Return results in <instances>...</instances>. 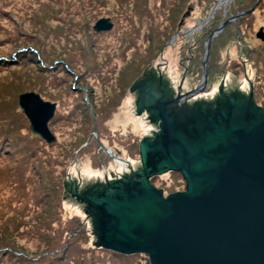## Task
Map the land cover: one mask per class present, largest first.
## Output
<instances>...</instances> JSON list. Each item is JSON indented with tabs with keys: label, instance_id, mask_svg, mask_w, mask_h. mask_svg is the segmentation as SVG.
I'll list each match as a JSON object with an SVG mask.
<instances>
[{
	"label": "trees",
	"instance_id": "16d2710c",
	"mask_svg": "<svg viewBox=\"0 0 264 264\" xmlns=\"http://www.w3.org/2000/svg\"><path fill=\"white\" fill-rule=\"evenodd\" d=\"M220 1H199L204 15L211 9L207 18L203 19L204 22L210 19L212 27L220 25L229 16L249 10L254 4L252 0H233L226 6V10L229 9L226 17H212L211 12ZM185 2L0 0V48L9 47L14 54L0 52V72L5 70L0 75V84L13 70H17L15 73H26L17 79L24 81L23 84L13 91L10 89L4 95L0 88V180L14 191L9 200L4 199L7 206L4 210L7 211H0V226L14 216L22 219L12 233L0 231V264H150L149 257L143 253L124 254L99 246L91 218L80 214L67 215V167L71 161L86 158L94 168L108 166L113 159L103 147L112 148L114 141L124 147L128 160L132 161L137 156L140 160V138L131 133L114 131L106 123L117 111L128 87H122L116 102L110 98L115 104L105 111L98 106L99 102L106 101L104 96L101 99L100 94L102 87L113 85L114 74L120 71L121 64L130 54L138 56L147 51L152 56L158 52L156 50L160 52L164 49L163 45L173 29L179 27L180 17L187 9ZM78 5L87 7L77 19L75 14L78 11L74 8ZM103 12L113 15L116 28L96 32L93 24L104 15ZM18 13L22 15L21 24L17 19ZM168 14L171 29L166 25ZM251 14L237 19L239 25L246 21L250 23ZM116 18H122V22ZM14 20L20 26L17 35L9 34L8 27L3 24ZM27 21L31 32L23 29ZM180 27L183 34L186 28L183 25ZM212 27L203 30V38L213 32ZM4 34L6 37L1 36ZM116 34L124 39L121 48L126 49V53L120 52L122 57L115 56L118 51L114 44L118 42ZM60 36H65L72 44L57 43ZM219 36L214 37L213 45L221 48L227 37L217 40ZM98 44L102 49L96 47ZM96 71H99L98 74ZM209 74L208 77H211ZM74 81L78 88H72ZM32 90L44 100L57 104L55 115L49 121L50 129L56 136V141L52 143L31 132L30 122L20 109L19 94ZM63 128L61 136L77 131L81 135L73 144L66 146L57 135ZM57 149L61 151L57 152ZM170 173L183 179L179 173ZM159 177L152 178V182ZM38 212L43 214L37 222H25ZM20 227H25V231L19 232Z\"/></svg>",
	"mask_w": 264,
	"mask_h": 264
},
{
	"label": "water",
	"instance_id": "95a60500",
	"mask_svg": "<svg viewBox=\"0 0 264 264\" xmlns=\"http://www.w3.org/2000/svg\"><path fill=\"white\" fill-rule=\"evenodd\" d=\"M250 12L236 14L217 31ZM112 27L110 17H103L93 29ZM257 37L264 40V32ZM204 59V79L186 93L190 96L207 83ZM149 74H142L130 89L138 113L157 128L139 143L140 167L129 166V174L80 192L77 184L74 189L66 186L85 203L98 245L143 253L150 264H264V109L254 100L253 87L248 96L227 93L223 82L215 100L202 96V101L181 104V95L173 97L168 81L142 79ZM18 103L31 132L48 143L55 141L49 121L56 103L34 91L21 93ZM170 172L182 176L185 190L166 195L154 185L152 178Z\"/></svg>",
	"mask_w": 264,
	"mask_h": 264
},
{
	"label": "rangeland",
	"instance_id": "374dc122",
	"mask_svg": "<svg viewBox=\"0 0 264 264\" xmlns=\"http://www.w3.org/2000/svg\"><path fill=\"white\" fill-rule=\"evenodd\" d=\"M183 1H186L185 5L187 6L184 5V7L187 8L185 10V13L187 12L188 14L186 15L184 13L186 17L184 18V14H183L180 18L181 20L183 19L182 25L185 26L187 30L186 31L183 30L184 33L180 34V28H181L180 27L181 20H180L179 27L178 28L175 27L173 29L174 31H172L171 36L169 37V39H167L166 43L163 45L164 49L162 51L159 52V50H156L158 52H156L152 56L147 51H143L142 54L138 56H133L132 54H130L127 57L126 61H124L121 64L120 71H118L117 74L116 73L114 74V78L111 81L113 85L102 87V93L100 94V97L102 96L101 99H103L104 96L106 98V101L103 100L99 102L98 106L99 109L102 107L103 111H105L106 109H108V107H111L115 104L117 100V95H119V92H121L122 87H124L125 89L128 87L127 92L124 94V96L121 99V104L120 106H118L117 111L113 114L111 119L106 122L110 127V129L114 131L119 130L123 134L124 133L134 134L136 138H140L139 140L147 136H152L153 132L157 129L156 125L152 123L149 118L142 115L141 113L140 114L138 113L134 105V92L130 90V86L132 84H133L132 87L136 85L137 81L142 76V74L150 73L152 71L154 72L155 67L157 69V67L160 66V70L162 71V73L163 72L166 74L170 73L171 75L169 76L170 77L172 76L174 82L179 81L180 79L182 80V76L185 69L189 67L191 71H189L188 73L187 83H191L192 81L194 86L197 85V87H199V85H201L202 83L201 80L203 75V74L201 75L202 69H203V73L205 70V66H204L205 57L208 58L207 69H208V74L209 71L211 72L209 74L211 77H208L209 78L208 83H206L204 89H202L198 93L201 97L202 96L214 97L216 93H218V90L222 86L223 82L227 84L224 89L225 91L235 90L237 92L245 94L246 96L249 95L252 86L254 91L253 94L254 100L257 101V104L259 106H262L264 108V40H261L260 38L257 37L260 31L264 32V0H252L254 4H252L251 8L249 9L251 10V12L241 16L243 17L247 14L252 13L250 17L251 18L250 23L246 21L245 23H241L239 25L238 23L239 21L237 20L239 18H237L227 22L221 31H217L218 27L222 23L228 21V19L234 17L236 14L233 16H229V18H225L224 21L220 23V25L212 27L210 19L208 20L209 22L207 21L208 23L206 21L204 22L203 19V18H207L211 9H209L208 12L204 15V10L199 4L200 0H189L190 1L189 3H187V0H183ZM232 1L233 0L222 2L218 8H216L218 4L216 6L214 5L215 8L214 9L212 8L213 11L211 12L212 17H215V15L220 18L226 17L227 11L229 10V9L226 10V8L228 7L227 5L230 4ZM190 5H192L193 7H190ZM85 7H87V5L85 6L78 5L77 8L76 7L74 8L75 10L78 11V13L75 14L77 16L76 17L77 19L80 18L79 16L80 14H84ZM221 7L223 8L225 7V8L221 9ZM38 13H42L41 10H38ZM103 14L104 15L99 17V19L103 17H110L113 23L112 29H115L116 26L111 17L113 15L111 13L105 14V12H103ZM21 17H22L21 13H18L17 19L19 20L20 24L22 23V21H20ZM168 17L169 20L167 21L166 25H169L168 27L169 29H171L172 27H170L171 24L170 14H168ZM99 19H97L96 22ZM121 19L122 18H116V20L119 22H122ZM200 21H202L203 23ZM96 22L93 24V26L96 24ZM3 24L5 25L6 28L8 27L9 34H14V35L18 34L19 31L18 29L20 28V26L18 25L16 20L11 22L5 21ZM228 25L229 27L225 29V27ZM210 26L213 29L212 33L216 32L215 36L210 38V36L212 35V33H210L209 36H205L203 38L202 35L203 30H207ZM23 29L27 30L28 32H31L30 23H28V21L24 24ZM112 29L105 31H111ZM222 32H223L222 34L223 37L219 36L220 33ZM229 35L232 36L228 38ZM1 36L6 37L5 34ZM119 36H120L119 34L115 35V38L118 41L114 43L115 46L118 48V51L115 52V56L122 57L123 55H121L120 52L126 53L125 52L126 49L121 48V44L123 43L124 39L120 38ZM216 36H219L217 40L227 37L225 38L224 47L219 48L217 45L215 46L213 45V41L216 39L214 37ZM209 38H210L209 40L210 50H209V54L206 55V49ZM68 41L66 40L65 36L64 37L60 36V38L57 40V43L63 45L72 44V43H68ZM162 44L163 43H161V45ZM96 47L102 49L100 45ZM111 47L114 48L113 45ZM202 50L204 51L202 52ZM0 52L9 53L11 55L13 54V51L6 46L4 48H0ZM150 56L152 61L149 64ZM247 60L249 63L247 62ZM163 62H168L169 65H166ZM256 62H258V64ZM209 64H210V69H209ZM104 69H106V67ZM29 70H31V72L33 71V69H29ZM103 70L101 71V73H103ZM16 71L17 70H13V72L11 71L10 74L7 76L8 78L0 84V88L3 91L4 95L6 94V92L9 93L10 89L13 91L14 88H18L23 84L24 81L19 82V80L17 79L20 76L24 77L26 73L23 71L19 73H15ZM98 72L99 71H96L97 74ZM2 73H5V70L0 72V75ZM138 75H140V77ZM75 83L76 82L74 81L72 88L75 87L78 88ZM187 86L188 85L185 84V87ZM32 91L36 92L35 90ZM255 91L257 94L260 95L259 97L256 95ZM111 97L115 102L112 99L110 100ZM64 129L65 128L60 129L61 131L59 130L57 135L60 136L59 138L62 144L66 146L67 145L70 146L81 134L79 133V131H77L75 133L61 136ZM112 150L114 153H116V155L120 156V158L126 160L129 164H131V167L133 169L137 170L140 167V160L138 159V156L133 157L132 161L128 160L126 156L127 154H125L126 152L124 150V147L120 145L119 142L114 141V146L112 147ZM60 151L61 149H57V152ZM112 171H114V174L117 175L130 173V169L129 168L126 169L125 164L117 162L115 160H113L112 163H110L108 166H105L102 169L94 168L91 164V161L88 158L81 159L78 162L71 161L67 167V172H68L67 187H71L69 185H72L71 188L74 189L75 187H77L76 186L77 184L80 192L81 188H93L96 186H100L106 183L105 180H107L108 176L109 177L111 176ZM153 183L156 187L162 188L166 195L176 191H183L185 190L186 187V184L183 181V179L175 177L172 173L161 175ZM66 191L67 193L65 197L66 198L65 208L67 210V215L71 216L75 214H80L82 217H85V215H87L85 203H82L81 201L77 200L76 197L72 196L68 191V189ZM13 192L14 191L9 186L4 184L3 180H0V211H7V209L4 210V208H7V206H5L6 202H4V199L5 201L7 199L9 200L10 198L9 196H11ZM42 214L43 213L39 214L38 212L33 216V218H30V220H26L25 222H29V223L37 222V220H39L40 215ZM8 215H10V213H8ZM20 220H22L21 217L19 218L16 216L11 217L6 222L5 225L0 226V231L8 230L10 231V233H12L15 230L16 224H18ZM25 229H26L25 227H20L18 230L19 232H24Z\"/></svg>",
	"mask_w": 264,
	"mask_h": 264
},
{
	"label": "flooded vegetation",
	"instance_id": "af4514ba",
	"mask_svg": "<svg viewBox=\"0 0 264 264\" xmlns=\"http://www.w3.org/2000/svg\"><path fill=\"white\" fill-rule=\"evenodd\" d=\"M186 28V27H185ZM187 30V29H186ZM185 30V31H186ZM182 33H184V32H182ZM180 34H181V31H180ZM186 34H187V32H186ZM163 63H165L166 65H169L168 64V62H163ZM189 71H191L190 70V68L189 67H187L186 69H185V71H184V73H183V76H182V80L180 79L179 81H176V82H174V79L172 78V76L170 77L169 75H171L170 73L169 74H166V73H162V71L160 70V66H158L157 67V69H156V67H155V70H154V72L152 71L151 73L152 74H149V76L148 77H146V76H143L142 77V79H153V80H155V81H157V80H159V79H164V81H168L169 82V87L173 90V97H175V98H177L178 97V95L180 94L181 96H180V98H179V100H180V103L182 104V102H188L189 104H193V103H195V102H197V101H202L201 100V96L199 95V94H196V95H194L193 93L191 94V96L190 95H188V94H186V93H188V92H191L193 89H195V88H197V85H193V83H192V81H191V83H187V80H188V73H189ZM204 74V73H203ZM191 75H192V73H191ZM190 75V76H191ZM156 77V78H155ZM141 79V80H142ZM203 79H204V77H203V75H202V81H203ZM208 80H209V78H208ZM208 80H207V83H208ZM185 84L186 85H188L187 87H185ZM226 83H224V89H225V87H226ZM237 90V89H236ZM225 91V90H224ZM235 90H232V91H225V92H227V93H231V92H234ZM136 92V91H135ZM137 93V92H136ZM219 93H220V91L218 90V93H216V95L214 96L215 98L214 99H212V98H210V100L209 101H213V100H215L216 98H218L219 97ZM211 94V93H210ZM188 95V96H187ZM212 95V94H211ZM146 112V111H145ZM144 112V113H145ZM147 113V112H146ZM149 115V114H148Z\"/></svg>",
	"mask_w": 264,
	"mask_h": 264
}]
</instances>
